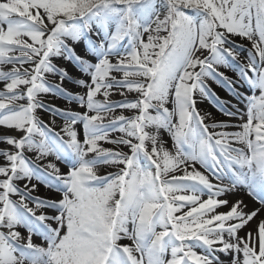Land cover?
Listing matches in <instances>:
<instances>
[{
  "label": "snow or ice",
  "instance_id": "obj_1",
  "mask_svg": "<svg viewBox=\"0 0 264 264\" xmlns=\"http://www.w3.org/2000/svg\"><path fill=\"white\" fill-rule=\"evenodd\" d=\"M0 264H264V0H0Z\"/></svg>",
  "mask_w": 264,
  "mask_h": 264
},
{
  "label": "bare ground",
  "instance_id": "obj_2",
  "mask_svg": "<svg viewBox=\"0 0 264 264\" xmlns=\"http://www.w3.org/2000/svg\"><path fill=\"white\" fill-rule=\"evenodd\" d=\"M229 74H231V73H229ZM213 87L215 88V86H213ZM219 94H222L223 96L227 97V94H225V92H223L222 90H219ZM257 95H258V93H257ZM52 102H53L54 104H56L57 106H60V107H63V106H64V103H65L64 101H61V100H54V101H52ZM201 107H205L207 111L212 112V113H213L218 119H227V118H225V117L218 116L217 114H215V113L213 112V110L210 108V106L208 105L207 101H204L203 104L201 105ZM45 117H46L45 113H42V118H45ZM234 122H235V121H234ZM58 123H59V121H58ZM49 191H50V190L44 188L43 185L40 186V194H41V195H47ZM22 231H23V230H22ZM36 242H38V243L40 242V241H39V238H37V241H36Z\"/></svg>",
  "mask_w": 264,
  "mask_h": 264
},
{
  "label": "rangeland",
  "instance_id": "obj_3",
  "mask_svg": "<svg viewBox=\"0 0 264 264\" xmlns=\"http://www.w3.org/2000/svg\"><path fill=\"white\" fill-rule=\"evenodd\" d=\"M222 90V89H221ZM223 91V90H222ZM224 92V91H223ZM225 94H227L226 92H225ZM208 103V102H207ZM208 105L210 106V108L213 110V112L215 113V114H217L218 116H221V114L217 111V109L215 108V107H213V105H211V104H209L208 103ZM45 115H46V117H45V119H51V116H50V114H48V113H45ZM223 117V116H222ZM225 118H227V117H225ZM228 119V118H227ZM167 138V137H166Z\"/></svg>",
  "mask_w": 264,
  "mask_h": 264
}]
</instances>
